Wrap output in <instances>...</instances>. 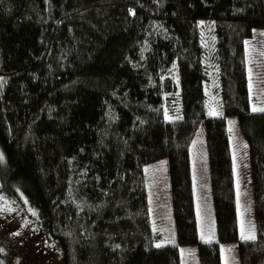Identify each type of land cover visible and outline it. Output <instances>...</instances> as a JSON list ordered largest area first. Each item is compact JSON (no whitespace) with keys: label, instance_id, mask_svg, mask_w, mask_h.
I'll return each mask as SVG.
<instances>
[{"label":"trees","instance_id":"16d2710c","mask_svg":"<svg viewBox=\"0 0 264 264\" xmlns=\"http://www.w3.org/2000/svg\"><path fill=\"white\" fill-rule=\"evenodd\" d=\"M255 28L264 0H0V192L28 200L63 264H183L179 245L192 244L199 264H223L230 241L240 264H264V111L252 109L246 48ZM216 67L222 115L208 114ZM176 97L181 116L168 119ZM231 115L249 150L255 240L240 238ZM202 122L211 241L199 239L191 161ZM162 158L178 244L157 247L145 166Z\"/></svg>","mask_w":264,"mask_h":264},{"label":"rangeland","instance_id":"374dc122","mask_svg":"<svg viewBox=\"0 0 264 264\" xmlns=\"http://www.w3.org/2000/svg\"><path fill=\"white\" fill-rule=\"evenodd\" d=\"M203 24L201 38L208 49V53L213 54L215 33L211 24L207 22H203ZM246 48L249 51L248 78L249 88L251 84L252 109L253 106L264 108L263 28L253 30L252 36L246 42ZM209 67H212L211 62ZM216 71L217 67L215 71L211 70L207 87L208 114L216 112L218 113L216 115H222L223 106ZM179 77V71H176L175 80H178ZM177 100L178 98L174 99L173 103L167 106L168 119H176L181 116L179 100ZM227 124L230 130L235 165L241 238L242 222L245 231L254 226L256 235L251 162L247 141L241 131L238 116H228ZM191 161L199 239L200 241L216 240V217L212 206L204 122L200 124L194 135L191 144ZM145 172L151 203L153 229L158 235L156 245L178 244L171 204L172 192L168 159L162 158L148 163L145 166ZM179 248L183 264H199L198 244L179 245ZM0 249H3V251H0V264H63L59 246L47 236L39 214L22 195L15 200H10L0 192ZM221 249L223 264H240L237 241L223 242L221 243Z\"/></svg>","mask_w":264,"mask_h":264},{"label":"snow or ice","instance_id":"6c2138e0","mask_svg":"<svg viewBox=\"0 0 264 264\" xmlns=\"http://www.w3.org/2000/svg\"><path fill=\"white\" fill-rule=\"evenodd\" d=\"M262 55H264V53H262ZM249 71L251 72V70H249ZM250 88H251V84H250ZM253 111H264V108H256L255 106H253ZM210 114L216 115L218 113L212 112ZM2 160H3V156H2V154H0V161H2ZM33 215H35V213H33ZM241 238L243 240H245V241H247V240H255L256 239V235H255V231H254V226L250 227L247 231H245V229L243 227V222H242ZM157 247H160V245L157 244ZM0 251H3V249H0Z\"/></svg>","mask_w":264,"mask_h":264}]
</instances>
